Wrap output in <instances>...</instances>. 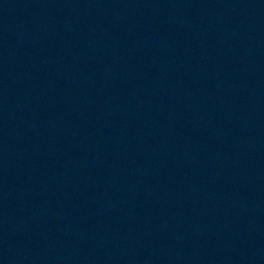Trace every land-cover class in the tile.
I'll return each mask as SVG.
<instances>
[{
    "label": "water",
    "instance_id": "water-1",
    "mask_svg": "<svg viewBox=\"0 0 264 264\" xmlns=\"http://www.w3.org/2000/svg\"><path fill=\"white\" fill-rule=\"evenodd\" d=\"M0 264H264V0H0Z\"/></svg>",
    "mask_w": 264,
    "mask_h": 264
}]
</instances>
